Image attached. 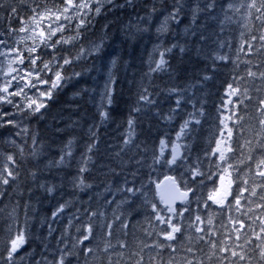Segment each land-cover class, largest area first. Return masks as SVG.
<instances>
[{"label":"trees","instance_id":"obj_1","mask_svg":"<svg viewBox=\"0 0 264 264\" xmlns=\"http://www.w3.org/2000/svg\"><path fill=\"white\" fill-rule=\"evenodd\" d=\"M38 2L40 9L62 5ZM175 2L133 0L135 7L102 10L78 42L42 51L49 64L53 52L59 63L73 60L60 69L72 78L39 112L22 107L3 117L19 126L0 127V166L19 174L0 184V264H9L11 239L21 231L14 264H55L61 254L65 264H264V0H216L195 15L205 0H180L179 22H172L166 17ZM12 6L18 13L8 21L7 8L0 10V32L20 27L38 8L33 0ZM101 42L98 53H81ZM157 50L167 64L153 72ZM145 89L152 103L140 99ZM70 90L88 99L89 111ZM186 120L183 155L167 163L161 143L170 146ZM225 134L231 151L221 161L215 150ZM65 151L71 155L59 163ZM167 174L190 192L175 211L155 190ZM169 219L181 229L171 240Z\"/></svg>","mask_w":264,"mask_h":264},{"label":"snow or ice","instance_id":"obj_2","mask_svg":"<svg viewBox=\"0 0 264 264\" xmlns=\"http://www.w3.org/2000/svg\"><path fill=\"white\" fill-rule=\"evenodd\" d=\"M63 7L58 9L57 11L60 13H63L64 16V20L66 21H71L72 19H76L78 20V23L75 25L76 31H77V35L75 37H73V40H79L80 39V32L81 30L83 32H87L89 28H91L92 25V17L95 15H100L102 14V10L103 11H118L122 8H125L126 6H132L135 7V5L133 4V0H123V2H120V0H80L79 3H74V0H61ZM33 3H35L37 5V7H39V2L38 0H33ZM216 5V0H205L204 2V7L203 9H200V5L197 2L196 3V8L194 10V15H195V11H199V10H203V11H208L210 12L212 9L215 8ZM253 7H255V5H252ZM174 11H170L168 14V17H166L167 20H171L172 22H179L178 18L180 17V13L183 10L182 5L180 3V0H176V2L173 5ZM69 9H71V15L68 14ZM0 10H5V3L4 0H0ZM32 11L35 13L36 12V8H33ZM51 11V10H49ZM149 14L151 13H155L156 8H155V4H153V7L151 9L147 10ZM7 12L8 15L4 18L5 21H8L9 19L16 17L17 13H18V9L15 6H11L9 8H7ZM147 16H143L140 17L138 16L137 19L139 20H147ZM57 20L60 19V16L56 17ZM69 27L71 28L72 25L69 24ZM21 31H24L25 29H20ZM58 31H60L61 33H63L64 31V27L63 25H60V27L57 29ZM9 33H11V31H13L11 29V26L9 25V29H8ZM158 33L163 34L166 31V28L164 25L161 26V28H159ZM55 35V30H52L51 28H49V39H51V36ZM255 39V37L253 38ZM262 40H264V36L261 37ZM68 41H66L63 37V35H61V37H59L55 43L53 44H48L47 42L45 43V48L51 47L53 49L56 48L57 45H60L61 47L63 46L64 43H67ZM5 43V41L0 40V44ZM102 47V42L100 44H96L92 49L89 50H85V49H81V53H85L87 52L88 55H92L93 53H98L100 51ZM175 47V45L173 46ZM29 56H28V64H29V69H17V68H13L11 71L15 72L16 75H10V74H2L5 76V80L0 81V83H3V87H0V107H2L4 104H8V105H13L14 109H17L18 111H23L24 109L17 104H13V97H17V96H21L24 95L25 99L27 98L26 93H24V88H38V85H48V90L45 92H41L39 93V95L44 96L45 98L50 99L52 97V92L54 90H57L59 88H62L72 77H68V76H62L60 69L63 68L65 65H70L73 63V60L67 58V57H60V59L62 60V63H59L56 61L55 59V52L51 53V55H53V61H51V65L52 67L49 66V63L44 62V60L40 59L39 56H34L33 53L35 52V48L29 49ZM171 48H166L165 52H170ZM181 51H183V49H181ZM157 54L160 56V60L159 62L155 63V67H152L150 65V70L153 72H157V71H163L165 70L167 61L164 60L163 56L164 53H160L159 50H157ZM6 55V54H5ZM19 56L21 57L19 59V64H23L24 63V59L23 54L20 53ZM40 59V64L41 67L39 69H37L35 67L37 60ZM78 59V57H77ZM115 62V61H113ZM53 68H55L56 70L53 71ZM43 72L45 75H47L49 72H52V76L54 77V79L51 80V82H49V80L45 79V80H41L40 79V73ZM33 73H35V80L36 83H32L31 80L28 79V77L32 76ZM81 75V73H73V76H79ZM249 75H255V73H249ZM260 75L262 77H264V73H260ZM10 76V78H8ZM209 77H205V79H208ZM12 81H16V87L19 89L18 91L13 90V91H9V88L12 85ZM20 81H26V83H24L23 85H21ZM112 83V80L109 79L108 83L105 85V94L109 96V100L108 102L111 103V98H110V85ZM231 87V86H229ZM147 90L145 89V94L142 95L140 97L141 100H146L148 101V103H152L151 100H149L148 96H147ZM177 106H179L180 101L177 100ZM261 103H264V101H262ZM33 105H35V107H33ZM45 107V105L43 103L40 104H36V101L33 100L31 101V103L27 104V108L29 110H31L32 112H39L41 108ZM175 111V110H173ZM16 113H3L0 112V127H5L7 125H13L18 127L19 125L16 123V121L14 120H7L5 121L3 119L4 116H12L15 115ZM191 115V114H190ZM191 123L190 120H186L184 122V124L181 126V132L183 133L184 129L187 128L188 124ZM261 124H264V120L260 121ZM229 134H231V132H229ZM17 135H19V133H17ZM93 138H95V133H93ZM71 142H69V146H70ZM67 147V146H66ZM262 148H264V145H261ZM91 150V148H89V151ZM229 151H231V149H229ZM175 153V150H174ZM214 154V153H213ZM33 155H35V153H33ZM71 153L68 151H65L64 155L61 156L59 163H64L65 162V157L66 156H70ZM7 159L11 160L13 162V164H15V159L12 156H9ZM177 159V155L173 154L172 155V159L171 161H166L167 163H175ZM219 159L221 161H223L225 159L223 153L220 154ZM261 164H264V160L261 161ZM15 172V175H14ZM18 171H16V169H12V170H4L2 166H0V184L2 185H8L9 184V178H11L13 180V182L15 181L16 177L18 176ZM260 176H264V171H260L259 172ZM53 188H48L47 191H52ZM129 192H136L138 191V189L135 188H128L127 189ZM244 191H247V189L245 188ZM6 193L0 189V197H3ZM185 197L187 196V193L184 194ZM237 195H242V192H238ZM252 195H255V191L253 190ZM236 204H239V200L236 199L235 197L233 198ZM261 199H264V197H261ZM153 207H155V205H153ZM62 210V206L61 209ZM168 211H172L171 208L168 209ZM55 215V214H54ZM177 215H182V213H177ZM160 219H163L162 217ZM195 219L197 221L200 220V217L197 216L195 217ZM168 224L171 225V231L167 234V239L171 240L174 238V234L176 232H180L181 229L178 225L176 224H172L171 223V219H169L168 221H166ZM262 231H264V229H262ZM85 239H87V236H85ZM25 242L24 240V236H23V232L21 231V233L19 235H17L14 239H11L10 242V250L8 252V261L9 264H14V261L12 259L13 257V253H15L17 251V249ZM88 252H91L92 249H87ZM225 251H228L227 249H225ZM232 256H237L238 254L236 252H231ZM260 256L262 259H264V249H262L260 251ZM65 258H66V254H61L57 261L55 262V264H65ZM241 260L245 259V257L243 255H241L239 257ZM139 264V262H138ZM189 264H191V262H189Z\"/></svg>","mask_w":264,"mask_h":264},{"label":"rangeland","instance_id":"obj_3","mask_svg":"<svg viewBox=\"0 0 264 264\" xmlns=\"http://www.w3.org/2000/svg\"><path fill=\"white\" fill-rule=\"evenodd\" d=\"M20 2V3H19ZM80 0L74 1V3H79ZM5 8L11 7L12 5H17L18 7H21L22 0H4ZM44 5V9H40L41 5L36 9V12L33 14L31 19L24 22V24L16 29L11 31L9 33L8 29L4 32L0 33V40L5 41V43L0 44V81L5 80V76L2 74H10V75H16L15 72H12L11 70L13 68L17 69H29L28 64V56H29V49L35 48V52L33 53L34 56L42 58V51L45 48V43L53 44L55 41L63 35L64 39L68 41L66 44H74L78 42L79 40H73L72 38L77 35V31L75 28V25L78 23V20L72 19L71 21L64 20L63 13L58 12L57 10L62 8L61 6H54L49 3H42ZM51 10V11H49ZM69 15H71V9H69L68 12ZM60 16V19L57 20L56 17ZM96 16V15H95ZM92 17L93 18L95 17ZM69 24L72 25V27H69ZM60 25H63L64 31L61 33L57 29L60 27ZM49 28L52 30H55V35L51 36V39H49ZM20 29H25L24 31H21ZM82 32V30H81ZM80 32V37H81ZM65 44V43H64ZM23 54L24 63L19 64V59L21 58L19 54ZM6 54V55H5ZM40 59L37 60L35 67L39 69L41 67ZM50 67H52L51 64H49ZM30 70V69H29ZM54 71V68H53ZM47 78L52 77V72H49L47 75H45L43 72L40 73V79L45 80ZM10 78V76L8 77ZM29 80L32 81V83H36L35 80V73H33L32 76L28 77ZM16 81H12V85L9 88V91L19 89L16 87ZM21 85L26 83V81H20ZM0 87H3V83H0ZM47 91L45 85H38V88H24V93H26L27 98L25 99V96H17L13 97V104L20 105L21 107L27 108V104L31 103V101L35 100L36 104H40L42 100H45L46 98L44 96L39 95L41 92ZM69 97L74 98L71 94V90L69 91ZM74 102L78 103L77 106L79 109H85L89 111V102L88 99H84L83 101H79L74 98ZM35 107V105H33ZM8 110H14L17 112V109L13 108V105L4 104L2 107H0V112L5 113ZM225 120L228 122L229 119L232 120V111L228 106L224 107V114H223ZM180 132L179 131L176 135V137L173 140V143L169 146L166 142L161 143L160 147V155L166 156L168 153H170L169 161L172 159V155L176 154L177 159L180 158L183 155V149L180 143ZM229 142H230V136L228 134H225L221 137V139L218 142V145L216 147V153L220 156L221 153H223L224 156H226L229 152ZM175 150V153H174ZM173 164V163H170ZM221 198V197H219ZM183 203H180L176 205L174 209H178L179 207H183Z\"/></svg>","mask_w":264,"mask_h":264},{"label":"water","instance_id":"obj_4","mask_svg":"<svg viewBox=\"0 0 264 264\" xmlns=\"http://www.w3.org/2000/svg\"><path fill=\"white\" fill-rule=\"evenodd\" d=\"M156 190L164 205L172 209L188 198L173 177H166L161 184L156 185Z\"/></svg>","mask_w":264,"mask_h":264}]
</instances>
